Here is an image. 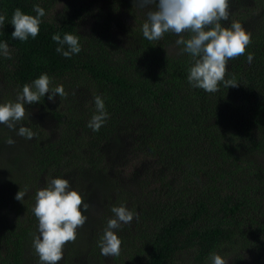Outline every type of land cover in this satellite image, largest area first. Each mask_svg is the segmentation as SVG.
Masks as SVG:
<instances>
[{"label": "trees", "instance_id": "trees-1", "mask_svg": "<svg viewBox=\"0 0 264 264\" xmlns=\"http://www.w3.org/2000/svg\"><path fill=\"white\" fill-rule=\"evenodd\" d=\"M37 4L46 13L38 36L12 39L14 10L36 15ZM154 9L138 0H0V42L12 57L0 55L1 102L42 73L68 93L26 104L16 130L0 124V264H40L35 193L54 178L68 179L89 205L58 264H211L212 253L264 264V0H230L222 23L240 22L251 43L227 65L238 86L215 93L189 83L192 59L175 34L143 37ZM55 33L79 35L81 52L58 53ZM97 95L108 119L93 132ZM20 126L34 138L18 136ZM121 205L138 219L113 230L121 252L105 257L100 240Z\"/></svg>", "mask_w": 264, "mask_h": 264}, {"label": "clouds", "instance_id": "clouds-1", "mask_svg": "<svg viewBox=\"0 0 264 264\" xmlns=\"http://www.w3.org/2000/svg\"><path fill=\"white\" fill-rule=\"evenodd\" d=\"M155 5L154 10L146 13L147 19L142 25L143 37L148 41L162 40L167 33L175 34L176 45L180 54H189L192 64L188 69L187 79L194 88H200L207 93L219 91L224 87H237L235 78L226 79L227 65L232 59L245 54L246 47L251 43V32L247 31L238 21L225 26L222 22L229 21L230 0H138L141 8ZM36 15L24 13L19 7L14 10L10 23L14 26L11 37L14 40L26 42L29 37L35 39L40 32L42 17L45 9L34 5ZM5 15L0 14V28L5 25ZM185 34L188 37L185 38ZM57 43L56 51L65 58L79 54L82 50L80 36L73 33L52 35ZM67 46V50H65ZM0 55L11 59L9 45L0 42ZM253 54L247 55L249 63ZM53 79L42 73L39 78L26 83L22 92L18 93L15 101L0 103V124L10 130H16L17 123L26 115L25 105L41 101L48 95V100L55 103V97H65L63 85L52 87ZM96 114L91 117L87 127L98 132L108 119L105 102L102 96L94 97ZM17 135L31 140L36 135L30 128L20 126ZM8 145L15 141L9 138ZM26 191H18L15 199L22 201ZM89 205L84 203L81 193L72 190L68 179L54 178L35 193L33 212L38 220L39 235L33 238V248L39 257L40 264H58L63 259L64 246L75 242L77 230L87 222ZM113 218L108 219L100 240L101 255L119 256L122 240L115 231L121 224H130L138 213L121 205L112 207ZM211 264H228L219 254L212 253Z\"/></svg>", "mask_w": 264, "mask_h": 264}, {"label": "rangeland", "instance_id": "rangeland-1", "mask_svg": "<svg viewBox=\"0 0 264 264\" xmlns=\"http://www.w3.org/2000/svg\"><path fill=\"white\" fill-rule=\"evenodd\" d=\"M1 84H3V83H2L1 80H0V92H1ZM0 103H2L1 100H0ZM31 113H34V112H31ZM19 148H20V147H19ZM19 148H17V149H19ZM17 149L15 148V151H16ZM16 152L18 153L19 150H17Z\"/></svg>", "mask_w": 264, "mask_h": 264}]
</instances>
